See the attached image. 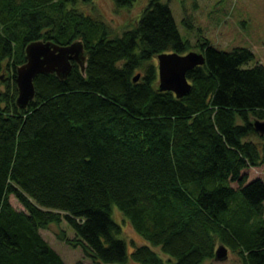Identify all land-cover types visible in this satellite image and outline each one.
<instances>
[{"label":"trees","instance_id":"obj_1","mask_svg":"<svg viewBox=\"0 0 264 264\" xmlns=\"http://www.w3.org/2000/svg\"><path fill=\"white\" fill-rule=\"evenodd\" d=\"M92 2L0 0V264H66L40 234L62 221L74 232H62L65 243L92 264L126 263L114 205L171 264H204L217 242L240 264H264V182L245 172L264 164L254 127L264 120V66L243 68L254 58L247 48L198 40L205 63L187 72L191 88L178 99L158 90L153 62L191 49L168 3L148 0L133 27L113 36L79 8ZM39 40L81 41L85 69L72 62L65 79L39 74L22 109L15 73ZM130 257L165 264L146 245Z\"/></svg>","mask_w":264,"mask_h":264},{"label":"rangeland","instance_id":"obj_2","mask_svg":"<svg viewBox=\"0 0 264 264\" xmlns=\"http://www.w3.org/2000/svg\"><path fill=\"white\" fill-rule=\"evenodd\" d=\"M163 1L168 3L180 35L189 40L191 44L189 51L199 52L198 40H207L215 48L224 51L243 47L249 49L254 55V58L244 64L243 68H252L257 64L264 66V0ZM147 4L148 0H136L132 7L116 8L112 0H93L90 4H79V8L85 14L104 21L113 36H120L124 31L133 27V18L139 16ZM184 18L190 21L192 29L182 22ZM153 62L157 64V58H154ZM252 140L259 142L255 136L252 137ZM245 172L248 176L247 181L259 178L264 182V164L251 167ZM231 185L237 186L236 183ZM9 200L14 208L22 209L13 196ZM112 218L121 227L118 238L127 244L128 260L124 264H139L132 260L130 254L133 251V246L142 245L149 246L154 250L165 264L175 262L174 258L162 252L160 247L151 245L136 233L115 205L112 206ZM62 232L67 239L74 238L73 230L65 221L40 229L41 236L66 264H77L79 261L84 264H92V260L83 254L81 248H73L65 243ZM219 245L220 243L217 242L216 246ZM227 253L228 256L225 260L209 259L204 264H240L236 253L229 248Z\"/></svg>","mask_w":264,"mask_h":264},{"label":"water","instance_id":"obj_3","mask_svg":"<svg viewBox=\"0 0 264 264\" xmlns=\"http://www.w3.org/2000/svg\"><path fill=\"white\" fill-rule=\"evenodd\" d=\"M26 61L16 69L15 83L18 94L15 103L25 109L33 100L35 89L33 81L39 74L55 73L59 79H65L71 71L72 62L85 69L84 47L81 41L69 45H59L52 41H33L25 47ZM158 90L173 92L176 98H183L191 88L187 72L205 63L202 53L189 51L185 54L177 52L162 53L157 57ZM139 74L133 77L136 82ZM255 130L264 135V121H254ZM228 248L219 245L215 250L216 260H225Z\"/></svg>","mask_w":264,"mask_h":264}]
</instances>
